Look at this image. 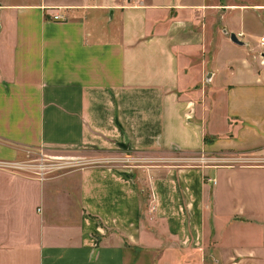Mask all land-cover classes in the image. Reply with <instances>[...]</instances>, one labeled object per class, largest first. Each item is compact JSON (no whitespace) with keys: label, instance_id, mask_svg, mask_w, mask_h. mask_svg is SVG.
<instances>
[{"label":"crops","instance_id":"crops-1","mask_svg":"<svg viewBox=\"0 0 264 264\" xmlns=\"http://www.w3.org/2000/svg\"><path fill=\"white\" fill-rule=\"evenodd\" d=\"M204 6L0 0V264H264V3L230 6L221 31ZM41 146L259 162L158 165L149 191L130 164L45 180L1 167Z\"/></svg>","mask_w":264,"mask_h":264},{"label":"rangeland","instance_id":"rangeland-1","mask_svg":"<svg viewBox=\"0 0 264 264\" xmlns=\"http://www.w3.org/2000/svg\"><path fill=\"white\" fill-rule=\"evenodd\" d=\"M14 1V0H9ZM256 3H264V0H206L207 6L201 8L203 15L213 16L217 20V31H221L223 28L222 19L224 12L230 8V6H251ZM206 11V13H205ZM261 27L258 28L259 34H262ZM226 52L220 54V60H224ZM204 73L202 74V76ZM205 85H209L206 81V78L201 87L202 93L205 91ZM209 88V87H208ZM208 88H206L208 90ZM206 90V95H207ZM203 96V95H202ZM207 97V96H206ZM212 111V119L215 117L217 119L215 133L217 135H208L210 138H220L221 144L224 143L223 140H232L231 133L225 135L223 132L222 126V116L218 111ZM217 114V115H216ZM219 117V118H218ZM216 121V120H215ZM218 123V124H217ZM219 131V132H218ZM213 132V131H211ZM32 150V149H31ZM28 151L27 157L21 161L28 164L31 167L15 170L9 169L14 172L25 173L27 175L35 176L39 180H45L50 176L56 174H67L79 170L83 167H88L96 164H130L135 169L137 173V183L140 188L144 191H149L147 184H142V176L145 177L150 173V170H154L158 165H196L198 167L206 165H215V164H254L259 161L255 159V155L251 153H241L238 148L235 147H213L212 149L207 147L204 150L199 152H183V151H163L158 152H135V151H119V150H109V151H100L97 149H87V148H66V147H42L34 149V151ZM7 162V161H4ZM40 166H43L41 168ZM8 169V168H5ZM143 172V173H142ZM215 182V181H213ZM147 193V192H145ZM149 198V196L147 197ZM145 202H148L147 199ZM150 203V202H148ZM151 205V203H150ZM217 264V263H209Z\"/></svg>","mask_w":264,"mask_h":264},{"label":"built area","instance_id":"built-area-1","mask_svg":"<svg viewBox=\"0 0 264 264\" xmlns=\"http://www.w3.org/2000/svg\"><path fill=\"white\" fill-rule=\"evenodd\" d=\"M53 19L57 21H64L66 20V17L62 14H55L53 16ZM262 41H264V37L262 38ZM1 167L8 169L22 170L31 166L21 161H7V162H2ZM40 167L43 168V166Z\"/></svg>","mask_w":264,"mask_h":264},{"label":"water","instance_id":"water-1","mask_svg":"<svg viewBox=\"0 0 264 264\" xmlns=\"http://www.w3.org/2000/svg\"><path fill=\"white\" fill-rule=\"evenodd\" d=\"M231 40L237 44H243V41H241L235 33H231Z\"/></svg>","mask_w":264,"mask_h":264}]
</instances>
